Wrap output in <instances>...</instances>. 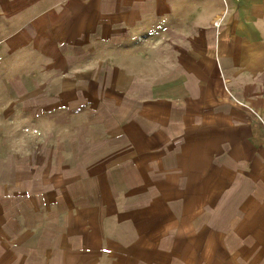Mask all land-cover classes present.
Wrapping results in <instances>:
<instances>
[{
  "label": "crops",
  "instance_id": "0c3cea01",
  "mask_svg": "<svg viewBox=\"0 0 264 264\" xmlns=\"http://www.w3.org/2000/svg\"><path fill=\"white\" fill-rule=\"evenodd\" d=\"M0 35L26 60L3 71L0 264H264V0H9ZM136 58L142 103L113 97ZM105 91L122 118L88 109ZM180 121L233 139L235 179Z\"/></svg>",
  "mask_w": 264,
  "mask_h": 264
},
{
  "label": "rangeland",
  "instance_id": "374dc122",
  "mask_svg": "<svg viewBox=\"0 0 264 264\" xmlns=\"http://www.w3.org/2000/svg\"><path fill=\"white\" fill-rule=\"evenodd\" d=\"M6 1H9V0H0V3L2 2H6ZM1 36V35H0ZM9 46V45H7ZM131 47H136V53H141L142 54V42H135V43H131L130 45ZM139 50V51H138ZM4 46L3 44L1 43L0 41V116L2 114H5V113H10V108H8V112H4L2 113V110L5 109L4 106H2V102L4 100H8L10 99V94H11V91H10V85H11V78H10V75L7 74V75H4L3 71H7L9 72L10 69H12L13 67L17 66V65H20V64H23L25 65L26 63V60L25 59H16V60H13L12 61V64H11V61L8 59H3L2 56L4 55ZM133 55V54H132ZM131 57H137V56H131ZM129 61L131 62V66H130V69L133 70L135 73H136V76H133L132 74L126 72L125 74L123 73L124 71L120 69V71L124 74H122L124 77L128 78V80L130 81H127L128 83H125L124 85L121 84L120 87L124 88V90H122L123 92L122 93H119L118 94H115V96L113 97H120V100H128V102H131V103H134V102H141L142 103V74H139L137 75L138 72H142V69L144 68H149L151 66H153V63H154V59L150 60V59H147L146 60V64H142V58L139 60V59H129ZM87 68V66L83 67V68H78L79 70H85ZM86 74H83V77H85ZM102 75L105 76V74L102 72ZM73 77H78V82L79 80L82 81V77L79 76V75H73ZM148 78L154 80V78H151V76H147ZM60 76H54V74H52L50 76V79H51V85H50V95L52 97L58 95V94H61V86H62V80H60ZM84 82H86V80H83ZM58 88V89H56ZM99 93V97H94V92H84L83 93V98L86 102H89L91 103L90 107L88 108L90 111H95L96 112H99V116H105V118H108L110 116H115L116 117L119 115L120 116V113H119V110L123 107L122 106V102H120V108L118 107H113V106H108L104 103H102L99 99L100 98H107L109 99L110 95L109 93L110 92H98ZM231 98L233 99V101H238L236 100L235 97H233V95L231 94ZM239 102V101H238ZM98 105V106H97ZM244 105V104H243ZM6 107H9V106H6ZM85 109V104L83 106V111ZM131 112L128 113L125 111L126 113V116H130V114H132V112L134 114L137 113V110H139V112H141V114L139 115H142V106H135V107H132L130 108ZM86 112V111H85ZM84 119H88L87 118V115L86 113L84 114ZM138 115V116H139ZM123 116H120V118H122ZM165 117V116H164ZM167 122L166 124H163V127L165 125H169L172 127L171 130H166L170 135H174L177 139L178 142H185L187 139H190V140H193L195 142V144L197 145V143H200L201 147H203L202 143L205 144V146L207 145L206 142L209 144V148H210V151H211V178L212 179H221L223 178V173H221L220 170H217L218 169V166L221 162H227L229 163L230 161H233L232 157H231V150L233 151V146L235 147V144L233 142V139L231 137H227L226 139H218V136L216 135L217 132H213L212 130L209 131L208 130V124H190V122H186V121H180V122ZM10 126V124H9ZM9 126H8V129H9ZM99 126V130H96L98 132V136L99 137L101 134V132H104L103 131V127L101 126V124H98ZM192 126H194V130L192 131H188L186 132V129L187 128H191ZM212 126V125H210ZM88 126H85L84 125V128L83 130L86 131L88 130L87 128ZM51 130H56L55 127H53L51 125ZM62 130V127L60 126L58 128L57 131H61ZM164 130H165V127H164ZM7 131H10V130H7ZM17 141V140H16ZM26 141V140H24ZM4 142H6V145L4 146H7V148H9L11 146V142L9 139H6L4 140ZM53 142V141H52ZM58 142V140H57ZM170 143V142H168ZM52 145H55V144H52ZM171 145V144H170ZM184 145H186L184 143ZM169 145L165 146V148H168ZM224 149V153H220V150ZM249 150V149H247ZM226 154V155H225ZM236 173L235 171H232L231 172V175H224L226 178H231V179H235L237 176H235ZM239 178H244V174L242 175H238ZM230 179V180H231ZM230 183V182H229ZM235 189H238V190H241L243 189L242 187H236V186H228L226 188H219V189H216V195L219 194V195H229V196H232V195H235ZM215 205V204H214Z\"/></svg>",
  "mask_w": 264,
  "mask_h": 264
}]
</instances>
